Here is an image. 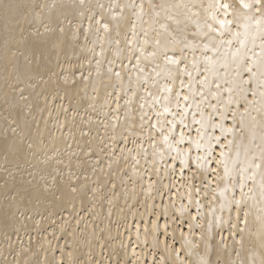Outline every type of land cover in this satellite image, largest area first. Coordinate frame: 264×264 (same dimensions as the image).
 <instances>
[{"label": "bare ground", "instance_id": "1", "mask_svg": "<svg viewBox=\"0 0 264 264\" xmlns=\"http://www.w3.org/2000/svg\"><path fill=\"white\" fill-rule=\"evenodd\" d=\"M0 264H264V0H0Z\"/></svg>", "mask_w": 264, "mask_h": 264}, {"label": "snow or ice", "instance_id": "2", "mask_svg": "<svg viewBox=\"0 0 264 264\" xmlns=\"http://www.w3.org/2000/svg\"><path fill=\"white\" fill-rule=\"evenodd\" d=\"M248 5L246 4L245 7H247Z\"/></svg>", "mask_w": 264, "mask_h": 264}]
</instances>
